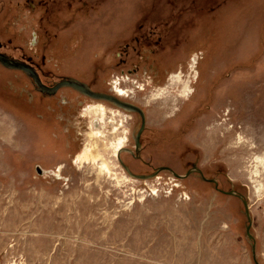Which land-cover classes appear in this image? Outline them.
<instances>
[{"label":"rangeland","instance_id":"374dc122","mask_svg":"<svg viewBox=\"0 0 264 264\" xmlns=\"http://www.w3.org/2000/svg\"><path fill=\"white\" fill-rule=\"evenodd\" d=\"M51 5L48 17L41 5L0 13L1 38L39 62L47 53L45 68L114 82L147 121L136 150L139 113L65 88L64 102L41 99L25 73L0 66V264H264V0ZM140 27L165 30L157 55L146 34L134 39ZM127 42L155 77L122 79ZM118 152L152 175L133 176ZM232 188L248 199L254 238Z\"/></svg>","mask_w":264,"mask_h":264},{"label":"flooded vegetation","instance_id":"af4514ba","mask_svg":"<svg viewBox=\"0 0 264 264\" xmlns=\"http://www.w3.org/2000/svg\"><path fill=\"white\" fill-rule=\"evenodd\" d=\"M52 0H37V2H35V0H16V2H14V0H0V13L3 12H10L12 13V8L17 7V9L19 10L18 13L22 12V9L25 10V12H27L28 14H26L27 16L31 17V13L36 12V8L41 5L42 9H44L46 16L48 17L47 12L52 9L51 7H53L51 5ZM39 3V5L37 4ZM54 3V2H53ZM25 15H23L21 17V19H24ZM42 18V16H41ZM13 22H15L13 20ZM7 28H9V25H6ZM27 27H29V25H25L22 29H26ZM141 28V27H140ZM143 29V27L141 28V30ZM167 29V28H166ZM169 30V29H167ZM3 31L2 28L0 27V32ZM4 32V31H3ZM45 34L48 35V30L45 28ZM165 32V30H160V29H154L152 28L151 30H147V29H143V34H137L134 36V39L137 40V43L141 42L142 39L145 38V34L147 36L148 39L152 40L149 41L147 43V45L145 44V49H148L151 51L150 54H155L157 55V49L154 48V46H159L160 42H161V37L162 34ZM31 34V41L30 42H35V46L38 44L37 41L38 39L43 36L41 35V37H39V35H37V31H30ZM14 34H16L14 32ZM147 39V40H148ZM8 40V41H7ZM3 39L1 38V34H0V54H2L5 58L10 59V60H15L19 63H24V64H29L30 66H32L33 68H35V70L37 71V73L39 74L40 78H41V83H38V81L31 76L27 71H25L24 69L20 68V67H15V66H11L6 64L5 62H3L0 59V66L3 67L4 69L8 70V71H21L22 73H25L31 80V83L34 85V87L36 89L39 90L40 92V96L41 99H47V98H53V97H57L60 96L61 101H65L67 100V96L64 93V88L65 89H69L72 91H76L78 94L83 95L86 98H92L93 100L95 99H104L107 101H110L112 103H114L116 106H118L119 108L122 109H126L124 107L119 106L118 104H116L114 101L106 99V98H99V97H95L92 95H89L88 93L72 86L69 84H64V85H59L58 87H56V85L58 84L59 81L65 79V78H75L77 80H80L82 82H84L86 85H88V87H90L92 90L94 91H101V92H105V93H109L111 95H115L116 97L124 100V101H129V102H133L130 98L128 97H123V94L121 93L123 88H119L117 89V85L113 82L110 81V85H108L107 87H105V89L103 88H98L94 86V82H99V80H97L95 78V76H93L92 81L91 80H82L79 79L77 77H73V76H68V75H64L61 74V71L59 69H55L49 66L48 68H45L44 65H46V62L49 61L51 59V57H49V55L47 53H42V61L43 62H39L37 59V55H41L40 52H38V50H34V53H29L25 50V46L23 44H19L17 45L16 43H13V35L8 36V38ZM46 43V42H45ZM47 44V43H46ZM32 48H34V45L31 44L30 45ZM147 46V47H146ZM132 50L130 51V44L127 42L126 43V48L123 49V51H120L119 54L121 55V61H122V67L119 71V74L122 76V79L127 80L128 83H130L131 85H136V80L135 79H140L138 76H144V75H148V76H154L156 74H158V71L156 69V66L153 65V67L150 70H146L145 69V65L142 66L141 65V61H146L147 58L143 56V53L141 52V50L138 51V44H133L132 46ZM142 49V48H141ZM16 50H19L20 52H16ZM142 51L144 52V49H142ZM140 54V57H137V59H134V56H137ZM48 55V56H47ZM116 56V55H115ZM135 60V61H134ZM113 71H110V75H115L114 73H112ZM92 76V75H91ZM49 77H57L54 79H48ZM132 77H134L135 79H133ZM153 77V78H154ZM105 80V79H104ZM110 80V79H109ZM114 81H118L119 83L121 82L120 76L118 75L117 78L113 79ZM141 80V79H140ZM128 85L126 87H128V89H130ZM12 86V85H11ZM56 87V88H54ZM132 87V86H131ZM113 90V91H112ZM121 91V92H119ZM83 98V103L85 102V98ZM135 103V102H133ZM137 104V103H136ZM139 105V104H138ZM141 106V105H140ZM142 107V106H141ZM143 108V107H142ZM144 109V108H143ZM137 113H139V115L141 116V125L139 127V129L137 130V132L135 133V147L136 150H139L141 148V134H140V139H139V146L137 145V135L139 133V131L141 130V127L143 126V117L140 114L139 111H135ZM146 112H145V124L144 127L142 128L141 132L144 130L145 126H146ZM123 147L120 148V151L122 150ZM130 151H133V149H129ZM121 154V153H120ZM193 170V169H190ZM189 170V171H190Z\"/></svg>","mask_w":264,"mask_h":264},{"label":"water","instance_id":"95a60500","mask_svg":"<svg viewBox=\"0 0 264 264\" xmlns=\"http://www.w3.org/2000/svg\"><path fill=\"white\" fill-rule=\"evenodd\" d=\"M0 59L5 62L6 64L8 65H11V66H15V67H20L22 69H24L25 71H27L31 76H33L37 81L38 83L42 84L41 83V78L39 76V74L37 73V71L35 70V68H33L32 66H30L29 64H24V63H19L15 60H10V59H7L5 58L2 54H0ZM64 84H69V85H72L86 93H88L89 95H92V96H95V97H99V98H106V99H109V100H112L114 101L116 104H118L119 106L121 107H124L128 110H135V111H139L140 114L142 115L143 117V126L141 127V130L142 128L144 127V124H145V111L143 110V108L136 104V103H133V102H129V101H124L118 97H116L115 95H111L109 93H105V92H101V91H94L92 90L90 87H88V85H86L84 82L80 81V80H77L75 78H65L61 81L58 82V84L56 85V87H58L59 85H64ZM54 87V88H56ZM141 130L139 131L138 135H137V145L139 146V139H140V134H141ZM119 159L120 161L122 162V164L124 165V167L129 171V173H131L133 176H136V177H147V176H151L152 174H139V173H135L133 172L128 166L127 164L121 159L120 157V154H119ZM170 166H167L166 168H169ZM37 169L39 172H42V168L37 165ZM200 171L201 169L198 168ZM159 170L161 169H157L156 172H158ZM178 177H183V176H186L188 175L187 173L186 174H180V173H177V172H174ZM205 177V176H204ZM206 178V177H205ZM216 181V179H214ZM225 192L229 193V194H235V195H238L239 197L242 198L243 202H244V205H245V214L247 215L248 217V223H247V234L249 235L250 238H254L250 228H251V225H252V216H251V212H250V207H249V202H248V199L244 196V194L242 192H239L237 189L235 188H232V189H229V190H226L224 189ZM255 247H256V244H255V241L253 242V254L254 256H256V251H255ZM256 264H259L258 260L256 259Z\"/></svg>","mask_w":264,"mask_h":264},{"label":"bare ground","instance_id":"6f19581e","mask_svg":"<svg viewBox=\"0 0 264 264\" xmlns=\"http://www.w3.org/2000/svg\"><path fill=\"white\" fill-rule=\"evenodd\" d=\"M120 144H122V142Z\"/></svg>","mask_w":264,"mask_h":264}]
</instances>
